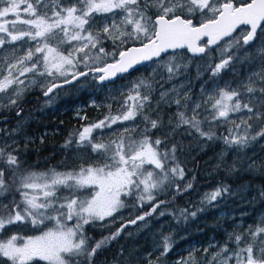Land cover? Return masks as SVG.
Instances as JSON below:
<instances>
[{"label": "snow or ice", "instance_id": "6c2138e0", "mask_svg": "<svg viewBox=\"0 0 264 264\" xmlns=\"http://www.w3.org/2000/svg\"><path fill=\"white\" fill-rule=\"evenodd\" d=\"M261 36L264 0H0V109L19 107L18 101L33 87H39L51 102L60 89L114 82L146 62L158 66L162 62L171 77L181 67L184 54L177 51L181 49L204 59V71L210 72L209 81L214 84L211 89L202 88L200 99L189 107L187 93L180 95L172 89L170 94L163 87L153 105L154 78L132 82L126 93H120L124 97L120 114L110 111L65 141V148L95 155L94 161L76 168L31 171L16 154L18 148L7 143L0 146V235L13 225L53 224L40 235L0 238V264H32L37 259L48 264H94L97 253L129 225L145 222L167 207L169 202L158 196L192 188V182L184 180L185 169L177 157L183 146L168 143L181 128L204 141L221 140L227 149H244L264 138ZM204 37L207 40L199 43ZM253 48L259 57L256 68L235 86L225 82L221 87L217 79L221 72L230 66L234 70L237 63L251 65ZM161 103L178 108L175 120H168L171 131L164 132L163 140L153 138L152 133L164 127L157 111ZM152 112L156 119L151 118ZM233 114L239 115L233 118ZM128 121L133 123L124 126ZM118 123L121 129L113 130ZM217 124L229 125L227 135L217 136ZM104 129L111 130L107 138L93 137L96 130ZM253 166L250 162L249 167ZM229 167L236 170L235 165ZM93 188V192L86 191ZM231 191L220 184L205 193L194 209L178 207L168 214L178 222L187 221ZM146 205L148 210L143 211ZM126 208H139L142 214L124 221L120 213ZM165 214L159 212V216ZM117 220L120 226L98 241L86 231V226H109ZM170 240V236L163 237L162 256L170 251ZM204 252L207 264H264V218L239 234L229 233L218 252ZM146 264L156 262L146 258ZM177 264L195 261L181 258Z\"/></svg>", "mask_w": 264, "mask_h": 264}, {"label": "rangeland", "instance_id": "374dc122", "mask_svg": "<svg viewBox=\"0 0 264 264\" xmlns=\"http://www.w3.org/2000/svg\"><path fill=\"white\" fill-rule=\"evenodd\" d=\"M9 18L11 19L12 17L10 16ZM260 41L262 42V40ZM259 46L260 44L256 45V47ZM250 51H252L253 55H255V48L250 49ZM178 52L183 53L184 55L179 61L181 67L176 75L170 77V74L167 72L166 68L162 66V62H160L161 66H158L156 63L151 62L148 65L144 66L143 69L134 77L127 76L124 80H119L114 83L105 85H100L97 83V86L92 89L93 96L90 99L88 105L96 107L100 110L103 109L104 117L106 115H109L110 111L112 115H118L120 114L119 109L121 108L120 102H122V100L124 99V97L121 96L120 93L127 92L126 86L130 85L137 79L154 78V91L152 93L153 105H155V103L159 101V92L161 91L160 87H163V89L168 90L170 94L172 92V89H175L176 93L180 95L187 93V95L191 98L188 102L189 107H191V102L199 100L202 96V88L211 89L214 87V85H211V87L208 85V74L210 72L204 71V59H202L201 57H193L189 55L186 50H181ZM194 58H198V60L194 62L193 68L195 70V78H192L188 74L184 75L182 73V68L186 64L192 63ZM255 58L259 59V57ZM253 62H255V60ZM240 66L241 64L237 63L235 64L234 70L232 66L227 69L229 73L237 75V80H225V78H222V75L217 78L221 87H223L225 82L231 83L233 84V86H235V83L237 81L244 78L246 74H248L252 70L248 68L250 67V65H247L245 71L243 70V67ZM85 86H89V83H87ZM29 91L42 92L39 87H33ZM43 102L49 103L48 98L44 99ZM109 105H111V109H109ZM75 110L77 112L76 115L81 117L83 116V107L81 105H78ZM177 110L178 108L175 104H160L157 111L159 112L160 118L165 123L164 127L161 128L162 130L157 134L158 137L162 140L164 139V132L171 131L168 120L170 117L173 119V121L175 120V113L177 112ZM151 118H157L156 112L151 113ZM139 120L140 117L138 116L137 123L139 122ZM132 123V121L124 122V126L130 125ZM85 125L86 124H84L83 126ZM224 126H226V124H217L216 129H222ZM121 127L122 125L118 123L116 125H113L112 129L118 130L121 129ZM110 133L111 130L109 129H104L102 132L101 130H96L93 133V137L95 138L99 134L107 138ZM152 133H154L153 130ZM177 139H179L180 143L183 146V150H185L182 158L183 165L191 169L195 166V160L200 158L198 160L202 164L203 169L206 171L207 177H210V175H212V172H214L216 168H219L226 172H234V178L236 179V177H242L244 174H248L264 165V140L260 143L258 149L256 150H252L247 147L244 150H237L235 148L227 149L224 145L215 152V150L213 149L218 145V143H215V141L201 140L195 132H192V134L189 135L184 128L179 129L168 139L169 145ZM208 150H213V152L215 153L210 157H207L205 153H207ZM222 153L225 154L223 156L224 164L220 163ZM94 160L95 155L90 151H79L74 149L69 155V160L67 157L65 161H60L59 163H69V165L72 164L75 166H79L82 163L86 164ZM250 162H254L253 167H249ZM232 165H235V171L230 170L229 166ZM216 187V185H211L205 189L198 190L196 192L197 194L194 201L198 203L205 193L214 190ZM255 188L256 187L254 185L252 186L247 181L240 182V184L236 185L234 190L231 191L230 194H226L222 198H218L217 201L214 202L215 206L207 208L204 212H209L213 216L217 215L220 220H223L227 223L226 225H224L225 227H222L224 233H226L227 236L229 235V233H233L234 231L237 234L238 232H243L244 229H246L249 225L254 227L262 218H264V204L259 205L257 191ZM86 191L93 192L95 191V189L93 188ZM232 194L237 196L236 202L230 199V196ZM120 215L123 218L127 214H124V211H121ZM174 220L175 219L171 215H168L164 220L160 221V223L149 229V231L147 232L149 243L141 247H138V245L136 244V247L133 246L132 249H129L127 251V254L130 256V260L132 262L146 260V258L153 260V256L155 254L154 257L156 259H159V264H177V261L181 260V258L188 259L189 257H191L195 261V264H207V259L209 257L208 254L204 252V249H208V253H216L223 246L221 242L215 238V236H211L207 242H201L196 238L188 240L185 233L178 231V225ZM219 224H221L220 221ZM52 226L53 224L51 223L47 224V227ZM47 227L40 226L38 231H36V229H32V231L29 230L28 234L26 235H18L24 237L40 235L42 231L47 230ZM165 236L171 237L170 243L172 244V247L166 256H162L161 252L163 249V237ZM175 240H186L187 242L186 245H179L176 247V245L174 244ZM149 253H151L150 257L148 256ZM34 261L37 262V264H48V262L39 259Z\"/></svg>", "mask_w": 264, "mask_h": 264}, {"label": "trees", "instance_id": "16d2710c", "mask_svg": "<svg viewBox=\"0 0 264 264\" xmlns=\"http://www.w3.org/2000/svg\"><path fill=\"white\" fill-rule=\"evenodd\" d=\"M106 50H110L109 44L105 45ZM242 55V53H241ZM167 57H165V60ZM198 60V58H194L192 63L186 64L182 68V73L190 75L192 78H195V70L193 68L194 62ZM219 61H213V63H218ZM222 78L230 76V73L226 70L221 72ZM124 77H121L119 80H124ZM198 83V82H197ZM97 86L95 82H89V86L79 87L78 85H72L66 87L64 89H60L49 103H44V95L42 92L37 91H29L26 92L23 96L24 105L27 101H33L34 96L39 95L40 101V114L38 119L30 121L27 125H24V130H34V139L32 140L35 143H39L40 145L44 144L46 146H51L56 151V161L55 164L52 165H39L38 167L27 166L24 168L38 169L39 172L47 171L49 169L55 168L58 171H63L70 168H76L78 165H72L69 163L61 164L58 161L61 154H65L68 157L72 152V148H65V141L70 137V134L80 130L84 124H88L89 122L99 121L104 117L103 109H97L96 107L89 106V101L92 98V89ZM81 105L83 107V116L87 117V120L81 119V116L76 115L75 108ZM217 136L227 135V131L224 128L216 129ZM156 134H153V138ZM264 140V138H260L257 141H254L249 144L247 148L252 150L258 149L260 143ZM179 142V139L175 140L173 143ZM215 143H218L213 150H218L220 147H223L224 144L221 140H215ZM182 145V144H181ZM162 148V147H161ZM245 149V148H244ZM240 149V150H244ZM213 150H208L205 155L210 157L215 152ZM178 148L177 157L180 160L181 165L185 169V181L192 182V188L187 192H183L181 194H175L173 192H169L168 195L158 196V200L168 201L167 207H161L157 210L152 217L146 218L145 222H138L137 225H129L116 240L112 241L106 247H103L97 255L94 257V264H146V260H139L137 262H132L130 260V256L127 254L129 249H132L133 246L141 247L143 245H147L149 243V238L147 232L149 229L160 223V221L164 220L168 215V213L175 212L176 209L179 208H188L190 205L194 209L198 206V203L194 201L196 192L203 187L211 186V185H220L226 184L230 185L232 191L234 190L236 185H239L240 182L247 181L252 186L254 185L257 191V196L259 200V205L264 204V196L261 193H264V165H262L259 169H255L248 174H244L242 177H235L234 172H226L224 170H220L216 168L214 172H212V176L207 178V173L203 169L202 164L198 159L195 160V166L189 169L187 166H184L182 163L183 153ZM194 178V179H193ZM181 186H183V182H180ZM173 195H175V200L173 201ZM11 197L9 196L8 199ZM16 200L19 201L20 197L15 196ZM8 199L4 201V203H8ZM230 199L233 201H237V196L232 194ZM127 203H134V201H126ZM148 206L146 205L143 211H147ZM124 214H127L123 217L124 221H127L130 218H134V216L142 214L141 209H123ZM164 211L166 214L164 216H159V212ZM172 216V215H171ZM173 217V216H172ZM174 218V217H173ZM175 219V218H174ZM178 231L185 233L187 239L196 238L201 242H207L211 236H215L217 240L221 242L224 246L225 242L228 239L226 233L222 227H225L227 223L223 220H220L217 215H211L209 212L198 213L195 218H190L187 221H177ZM219 221L221 224H219ZM71 222H69L70 224ZM121 221L117 220L114 224L109 226H102V224H96L92 226H86V231L88 235H90L95 241L102 239L104 236H108L111 232L115 231L116 228L120 226ZM52 224V223H51ZM230 226V225H228ZM40 228V227H39ZM39 228H33L31 226H17L13 225L8 228L6 232L0 235V238H7L12 234H20L26 235L28 231H32V229H36L38 231ZM239 234V232H238ZM186 240H175L174 244L186 245ZM229 248H232L233 245L231 243L228 244ZM155 256V254H154ZM153 256V261L156 264H159V259H156ZM32 264H37V262H33ZM46 264V263H44Z\"/></svg>", "mask_w": 264, "mask_h": 264}, {"label": "flooded vegetation", "instance_id": "af4514ba", "mask_svg": "<svg viewBox=\"0 0 264 264\" xmlns=\"http://www.w3.org/2000/svg\"><path fill=\"white\" fill-rule=\"evenodd\" d=\"M260 40L264 42V36L260 37ZM255 56V55H254ZM255 62H253L249 69L256 68V60L258 58L254 59ZM240 67H243V70L245 71L247 68V64H241ZM143 67H140L138 71H134L133 73L127 75L128 77H134L136 74H138ZM228 72V71H227ZM125 76V78L127 77ZM210 76V73L208 74V77ZM237 75L230 73V76L225 77V80L228 79H236ZM198 84V83H197ZM208 85L211 87V85H214L212 82H208ZM161 88V87H160ZM159 88V89H160ZM40 92V91H37ZM47 97H44L46 99ZM40 101L39 95L34 96L33 101H27L24 105L23 97L20 101H18L19 107L13 106L11 108H4L0 109V146H2L4 143L12 145L14 148H18V152L16 153L24 162V165L27 166H34L38 167L39 165H52L55 164V157L57 156L56 151L51 146H46L44 144L40 145L39 143H35L32 140L34 139V130H24V125H27L30 121L36 120L39 117L40 114ZM5 104L7 101L4 102ZM22 109L23 111L20 112V115H17V112ZM239 114H233V116H238ZM229 125L224 126L223 128L228 129ZM162 129H154V133L158 137V132H160ZM15 142V143H13ZM163 148V146L161 145ZM11 150V149H9ZM67 159V155L61 154L58 161H65ZM221 170V169H220ZM31 171L39 172L38 169H31ZM6 179H7V171L5 173ZM212 175H210L211 177ZM207 177V178H210ZM230 187V185H228ZM209 187V186H207ZM207 187H203L201 189H205ZM15 196H19L18 193L15 194ZM6 201V199L4 200Z\"/></svg>", "mask_w": 264, "mask_h": 264}, {"label": "water", "instance_id": "95a60500", "mask_svg": "<svg viewBox=\"0 0 264 264\" xmlns=\"http://www.w3.org/2000/svg\"><path fill=\"white\" fill-rule=\"evenodd\" d=\"M206 40H207V37H204V38H202V40H201L199 43L203 44ZM181 50H186V49H181ZM181 50H177V51H181ZM186 51H187V50H186ZM188 54L191 55V56H193V57H200V56H197V55H192V54H190V53H188ZM149 63H151V62H146L143 66H146V65H148ZM143 66H139V67H143ZM133 72H134V71H133ZM133 72H131V73H133ZM125 75H128V74H125ZM125 75H124V76H125ZM119 78H120V77H117V78L115 79L114 82H116ZM114 82H105L104 84H100V85H105V84L114 83Z\"/></svg>", "mask_w": 264, "mask_h": 264}, {"label": "bare ground", "instance_id": "6f19581e", "mask_svg": "<svg viewBox=\"0 0 264 264\" xmlns=\"http://www.w3.org/2000/svg\"><path fill=\"white\" fill-rule=\"evenodd\" d=\"M56 158V157H55Z\"/></svg>", "mask_w": 264, "mask_h": 264}]
</instances>
